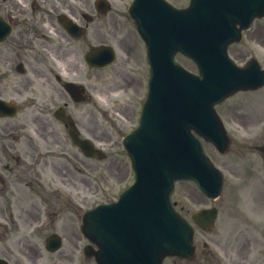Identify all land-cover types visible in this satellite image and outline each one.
<instances>
[{
	"label": "rangeland",
	"instance_id": "obj_1",
	"mask_svg": "<svg viewBox=\"0 0 264 264\" xmlns=\"http://www.w3.org/2000/svg\"><path fill=\"white\" fill-rule=\"evenodd\" d=\"M179 1H184V0H179ZM141 58H142V54L139 53L138 54V63L139 64H141V62H140ZM184 62H185V64L189 65V63L186 62L185 60H184ZM135 91L136 92H134V93H132L130 95H132V97H133L134 100H137L138 101V99L140 98V96H142V94H143L144 91L142 89V86L140 88L135 89ZM122 129H124V128H122ZM114 136L117 139L118 143L116 145H114L113 148H110L109 149V152H110V154H114L112 157H115L116 154H118V157H117V160H113L112 161L111 159H108L107 158L106 160L100 162V165H101L100 171L103 172L100 175L99 180H98V186L100 188V190L98 192V198H100V199H105L106 197H109L115 190L117 192V190L122 187L119 184H121V183L123 184L129 178V171L127 169L126 163L124 161L123 162L120 161V159L123 156H122V150H121V147H120V144H119V140H118L119 135L118 134L117 135L115 134ZM109 160H111L112 166H113V168L115 170L114 176H112L109 173V171L107 172L105 170V168H107V164L109 163ZM181 189L184 190V192L186 194H189L191 197L197 198V195H196V193L194 191L188 190L186 187H182ZM178 193H180V192L177 190V192L175 194V197L178 195ZM221 223L223 224V229H222L223 233L220 236V238L217 239V242L220 241V243H221V240L222 239H224L226 236H228L227 235V229L228 228H231L230 226L226 225L227 222L224 223V222L221 221ZM222 231H219V233H221ZM228 232H232V230L231 231H228ZM235 238L238 241L239 246H240L239 253H241V255L245 256L246 253H247V247H245L242 244V238L240 236L235 237ZM242 246H243V248H242ZM226 247H227V249L237 248V244H236V242H234L232 240L229 243V245L226 246ZM247 258L248 257H244L243 259H247Z\"/></svg>",
	"mask_w": 264,
	"mask_h": 264
},
{
	"label": "water",
	"instance_id": "obj_2",
	"mask_svg": "<svg viewBox=\"0 0 264 264\" xmlns=\"http://www.w3.org/2000/svg\"><path fill=\"white\" fill-rule=\"evenodd\" d=\"M150 117L155 121L154 123L156 124V116H155V115H150ZM155 124H154L152 130L154 129ZM139 150H140L139 154L141 155V147H139ZM158 179H159V181H160L161 183L164 182V178L161 177L159 173H158Z\"/></svg>",
	"mask_w": 264,
	"mask_h": 264
}]
</instances>
